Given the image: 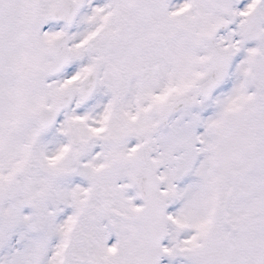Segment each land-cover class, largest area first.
<instances>
[{"label":"snow or ice","instance_id":"obj_1","mask_svg":"<svg viewBox=\"0 0 264 264\" xmlns=\"http://www.w3.org/2000/svg\"><path fill=\"white\" fill-rule=\"evenodd\" d=\"M0 264H264V0H0Z\"/></svg>","mask_w":264,"mask_h":264}]
</instances>
